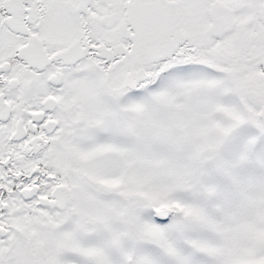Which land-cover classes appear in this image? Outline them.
<instances>
[{
    "label": "snow or ice",
    "instance_id": "6c2138e0",
    "mask_svg": "<svg viewBox=\"0 0 264 264\" xmlns=\"http://www.w3.org/2000/svg\"><path fill=\"white\" fill-rule=\"evenodd\" d=\"M0 264H264V0H0Z\"/></svg>",
    "mask_w": 264,
    "mask_h": 264
}]
</instances>
